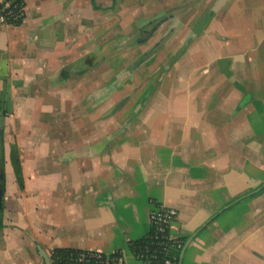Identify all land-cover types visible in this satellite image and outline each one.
<instances>
[{
    "label": "crops",
    "instance_id": "1",
    "mask_svg": "<svg viewBox=\"0 0 264 264\" xmlns=\"http://www.w3.org/2000/svg\"><path fill=\"white\" fill-rule=\"evenodd\" d=\"M23 1L0 21V264H143L159 205L181 264H264V0Z\"/></svg>",
    "mask_w": 264,
    "mask_h": 264
},
{
    "label": "built area",
    "instance_id": "2",
    "mask_svg": "<svg viewBox=\"0 0 264 264\" xmlns=\"http://www.w3.org/2000/svg\"><path fill=\"white\" fill-rule=\"evenodd\" d=\"M9 12L8 16L0 14V21L15 20L22 15ZM178 212L172 207L159 205L149 211V232L143 237V243L137 244L134 256L143 264H181L185 240L177 225ZM52 253V252H51ZM51 264H126L119 251L104 253L98 250H77L65 257L51 259Z\"/></svg>",
    "mask_w": 264,
    "mask_h": 264
},
{
    "label": "trees",
    "instance_id": "3",
    "mask_svg": "<svg viewBox=\"0 0 264 264\" xmlns=\"http://www.w3.org/2000/svg\"><path fill=\"white\" fill-rule=\"evenodd\" d=\"M5 3H8V6H4V5H0V14H3L4 16H8L9 12L14 13L15 15H18V11L20 9H23L24 7V1L23 0H5ZM22 15L17 17L15 20L12 19H7V23H11L14 25H18L20 24L21 20H22ZM1 131V129H0ZM11 160L13 163V167L15 170V174L17 176L18 182L19 184L22 183V176H21V170H20V164H19V160L18 157L16 155V148L13 147L12 149V154H11ZM3 173V147H2V142L0 140V175H2ZM1 185H3V179H1ZM264 189V185H261L258 189V193H260L262 190ZM255 194V193H253ZM2 226V211H1V207H0V228ZM144 239H140L134 243L131 244V248L133 250V252L136 251V247L137 244H141L143 243ZM77 250H73V249H55L52 251L51 253V259L56 258L57 256L59 257H65L67 255H69L70 253H76Z\"/></svg>",
    "mask_w": 264,
    "mask_h": 264
},
{
    "label": "water",
    "instance_id": "4",
    "mask_svg": "<svg viewBox=\"0 0 264 264\" xmlns=\"http://www.w3.org/2000/svg\"><path fill=\"white\" fill-rule=\"evenodd\" d=\"M144 34V32H142V35ZM3 116H4V111L2 110L0 112V129L3 127ZM1 178V175H0ZM1 198H2V185H1V179H0V205H1ZM43 257L45 259V263L46 264H51L50 263V258L47 254H43Z\"/></svg>",
    "mask_w": 264,
    "mask_h": 264
},
{
    "label": "rangeland",
    "instance_id": "5",
    "mask_svg": "<svg viewBox=\"0 0 264 264\" xmlns=\"http://www.w3.org/2000/svg\"><path fill=\"white\" fill-rule=\"evenodd\" d=\"M130 33L133 35H135L136 38H139V30L135 31V30H131ZM115 35H117V32H115Z\"/></svg>",
    "mask_w": 264,
    "mask_h": 264
}]
</instances>
